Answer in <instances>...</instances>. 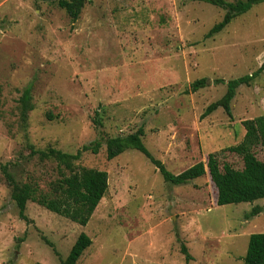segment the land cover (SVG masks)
<instances>
[{"label":"rangeland","instance_id":"obj_1","mask_svg":"<svg viewBox=\"0 0 264 264\" xmlns=\"http://www.w3.org/2000/svg\"><path fill=\"white\" fill-rule=\"evenodd\" d=\"M225 13L204 2L90 0L71 21L56 0H0V264H60L81 233L92 245L78 264H243L249 236L264 233V200L218 207L208 172L173 186L135 150L111 161L104 147L85 152L76 168L108 175L85 227L30 201L21 220L2 173L48 193L61 176L37 151L75 154L139 129L173 175L210 154L241 169L225 149L244 141L243 121L264 115V3L207 38ZM257 72L236 90L231 119L221 108L200 118L228 81ZM199 79L206 86L188 94ZM27 88L33 110L23 119ZM250 150L264 161L261 146Z\"/></svg>","mask_w":264,"mask_h":264},{"label":"trees","instance_id":"obj_2","mask_svg":"<svg viewBox=\"0 0 264 264\" xmlns=\"http://www.w3.org/2000/svg\"><path fill=\"white\" fill-rule=\"evenodd\" d=\"M181 1L204 2L226 12L222 21L214 25L207 33V38L223 31L236 16L247 13L254 5L264 3V0H236L235 2H225L223 0ZM89 2L90 0H56L57 6L65 11L71 21L78 19L84 6ZM263 69L264 63L258 72ZM258 72L228 81L224 96L208 105L200 118L204 119L221 108L226 116L231 119L230 104L235 97L236 90L240 86H250ZM216 83H224V81L217 80ZM206 84V79L193 82L189 87L188 94L197 92L204 88ZM30 92L29 88L25 89L19 101L23 119L33 110L30 103ZM242 124L245 130L244 141L237 146L225 149V151L241 157L243 163L241 169H234L228 164H224L221 168L217 155L210 154L206 163L199 162L182 173L173 175L162 162L153 158L146 149L142 142L144 133L142 129H139L135 133L124 137L106 139L100 137V139L89 145L83 146L75 154L63 153L52 148L46 151H37L36 154L42 159L51 160L57 164L58 173L61 176L58 181L50 185L48 193L39 191L37 186L31 183L18 185L8 173L6 166H2V173L11 189V199L16 205L18 216L25 222L28 221L25 215L26 205L30 201L55 215L85 227L107 192L108 175L104 171L77 169L76 163L83 153L97 154L102 147L105 148V156L108 161L115 159L128 150L139 152L158 170L164 182L173 186L186 185L208 172L217 190L216 205L218 207L241 203L251 204L258 200H264V161L258 160L250 150L257 145L264 150V115L243 121ZM261 212L262 208L256 206L247 215V218L255 217ZM43 241L57 255L52 243L45 238H43ZM91 245V239L86 234L81 233L72 245L68 256L64 260H60V264H78L83 253ZM180 252L184 255L186 262L191 260V256L184 245H181ZM243 264H264V233H255L249 236Z\"/></svg>","mask_w":264,"mask_h":264},{"label":"crops","instance_id":"obj_3","mask_svg":"<svg viewBox=\"0 0 264 264\" xmlns=\"http://www.w3.org/2000/svg\"><path fill=\"white\" fill-rule=\"evenodd\" d=\"M175 1H180L181 2V0H175ZM223 1H225V2H233V1H236V0H223ZM183 2H190V1H183Z\"/></svg>","mask_w":264,"mask_h":264}]
</instances>
